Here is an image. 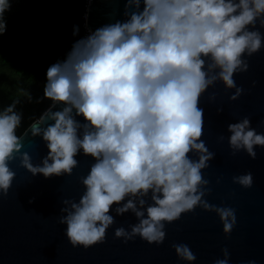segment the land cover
<instances>
[{
    "label": "clouds",
    "instance_id": "9594fccd",
    "mask_svg": "<svg viewBox=\"0 0 264 264\" xmlns=\"http://www.w3.org/2000/svg\"><path fill=\"white\" fill-rule=\"evenodd\" d=\"M123 3L124 19L95 30L85 25L87 34L48 67L43 96L36 102L50 104L22 134H17L23 119L16 110L19 102L0 110V194L6 196L12 186L15 172L9 165L15 160L32 177L48 179L71 176L76 157L83 155L93 161L80 178L83 194L78 201L61 200L58 220L73 248L104 243L115 217L128 213L137 222L117 227L114 239L127 243L139 237L159 246L165 226L196 208L214 213L228 237L235 209L206 199L211 188L203 171L215 153L202 139L200 101L217 83L233 93L229 102L244 93L234 76L247 72V58L264 48V0ZM8 7V0H0V35L6 31ZM78 33L74 26L73 36ZM216 98L213 92L207 102ZM259 126L264 127V119ZM226 131L233 156L243 151L255 160L254 149L264 148V133L251 127L247 116ZM29 132L48 149L38 164L22 151ZM224 139L221 135L218 142ZM232 183L248 189L253 176H233ZM171 247L178 261L192 264L197 258L187 244ZM221 254L214 264H229L228 249Z\"/></svg>",
    "mask_w": 264,
    "mask_h": 264
},
{
    "label": "water",
    "instance_id": "95a60500",
    "mask_svg": "<svg viewBox=\"0 0 264 264\" xmlns=\"http://www.w3.org/2000/svg\"><path fill=\"white\" fill-rule=\"evenodd\" d=\"M123 9V0H91L85 25L95 30L122 20ZM247 59L248 71L234 76L237 86L244 89L236 101L229 102L228 97L233 93H225L220 83L209 88L200 101L204 109L202 139L209 151L215 153L209 167L203 171L211 188L206 199L210 204L235 209L236 224L228 237L223 235L222 225L214 213L196 208L165 226L166 238L159 246L149 245L139 237L127 243L114 239L117 227L127 229L137 222L128 213L115 217L104 243L87 250L73 248L66 239L65 226L58 223L61 200H79L84 191L80 178L88 174L93 161L78 155V167L71 176L45 179L42 175L32 177L15 160L9 165L15 172L12 186L6 196L0 194V264H188L178 261L171 247L173 243L190 246L197 257L192 264H214L216 259L222 258L223 248L228 249L229 264H249L250 261L264 264V148L254 149L255 160L243 151L233 156L226 131L230 123L247 116L251 127L264 133V127L259 126L264 119V48ZM213 92L217 98L208 103L207 97ZM218 108L223 109L220 114H217ZM221 135L225 139L218 142ZM22 151L28 152L32 162L38 164L48 149L40 137L32 138L29 132L23 139ZM249 172L253 176L251 188L232 183L233 176Z\"/></svg>",
    "mask_w": 264,
    "mask_h": 264
},
{
    "label": "trees",
    "instance_id": "16d2710c",
    "mask_svg": "<svg viewBox=\"0 0 264 264\" xmlns=\"http://www.w3.org/2000/svg\"><path fill=\"white\" fill-rule=\"evenodd\" d=\"M85 0H8L0 35V110L18 101L23 114L20 135L50 104L43 96L48 67L63 60L75 40L85 35L81 15ZM79 33L73 36V27ZM32 97L31 100L28 96Z\"/></svg>",
    "mask_w": 264,
    "mask_h": 264
},
{
    "label": "built area",
    "instance_id": "2783aa9c",
    "mask_svg": "<svg viewBox=\"0 0 264 264\" xmlns=\"http://www.w3.org/2000/svg\"><path fill=\"white\" fill-rule=\"evenodd\" d=\"M90 1L91 0H85L84 5H83V12H82V15H81V20H82L81 27L84 29L85 35L87 34V29L85 28L86 12H87V7L89 6Z\"/></svg>",
    "mask_w": 264,
    "mask_h": 264
}]
</instances>
